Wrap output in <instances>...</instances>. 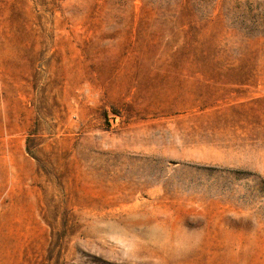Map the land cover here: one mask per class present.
Here are the masks:
<instances>
[{
  "label": "rangeland",
  "instance_id": "1",
  "mask_svg": "<svg viewBox=\"0 0 264 264\" xmlns=\"http://www.w3.org/2000/svg\"><path fill=\"white\" fill-rule=\"evenodd\" d=\"M222 1L0 0V264H264V36Z\"/></svg>",
  "mask_w": 264,
  "mask_h": 264
},
{
  "label": "trees",
  "instance_id": "2",
  "mask_svg": "<svg viewBox=\"0 0 264 264\" xmlns=\"http://www.w3.org/2000/svg\"><path fill=\"white\" fill-rule=\"evenodd\" d=\"M179 4L185 3L184 14L200 21L211 17L218 0H169ZM223 0L222 13L230 26L247 36H264V0ZM236 2V3H235ZM258 10L257 14L254 11Z\"/></svg>",
  "mask_w": 264,
  "mask_h": 264
},
{
  "label": "clouds",
  "instance_id": "3",
  "mask_svg": "<svg viewBox=\"0 0 264 264\" xmlns=\"http://www.w3.org/2000/svg\"><path fill=\"white\" fill-rule=\"evenodd\" d=\"M193 222L203 220L199 217H191ZM255 225L252 231L255 232L264 227V218H250ZM149 231L152 233L151 243L161 249H166L177 255L185 254L200 246L203 240L202 228L189 231L183 226V222L176 223L167 218L152 222L149 225Z\"/></svg>",
  "mask_w": 264,
  "mask_h": 264
}]
</instances>
